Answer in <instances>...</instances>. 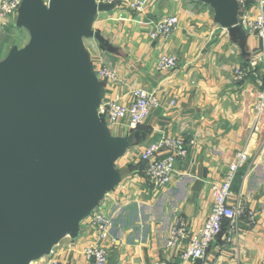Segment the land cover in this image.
Returning <instances> with one entry per match:
<instances>
[{
	"label": "crops",
	"instance_id": "crops-1",
	"mask_svg": "<svg viewBox=\"0 0 264 264\" xmlns=\"http://www.w3.org/2000/svg\"><path fill=\"white\" fill-rule=\"evenodd\" d=\"M138 1L140 13L107 7L104 0H86L80 7L79 67L90 102L129 106L137 89L159 99V106L135 130H130L127 117L113 126L101 119L105 129L99 151L104 162L98 192L105 193L96 208L113 218V242L101 244L107 247V264H201L183 263L178 249L166 248L167 232L177 215L185 220L188 232L203 226L213 204L211 183L221 182L241 151L249 160L238 170L231 191L243 197L254 222L238 220V231L232 234L224 221L206 260L264 264V111L257 118L252 109L259 89L255 77L238 83L233 76L259 47L255 36L244 35L234 23L246 14L254 18L257 11L239 0ZM175 14L172 36L150 39L155 22ZM24 25V12L7 21L0 17V65L24 47L12 38L29 36ZM95 33L107 47L94 39ZM167 55L179 57L178 69L157 71V59ZM102 65L113 72L114 81L99 76ZM161 137H184L195 144L176 164L171 182L155 187L144 177L139 155ZM94 240L87 215L44 261L89 264L83 251Z\"/></svg>",
	"mask_w": 264,
	"mask_h": 264
},
{
	"label": "water",
	"instance_id": "water-1",
	"mask_svg": "<svg viewBox=\"0 0 264 264\" xmlns=\"http://www.w3.org/2000/svg\"><path fill=\"white\" fill-rule=\"evenodd\" d=\"M85 1L22 0L17 11L29 40L0 65V264L48 256L105 193V127L79 67ZM94 39L107 47L100 34Z\"/></svg>",
	"mask_w": 264,
	"mask_h": 264
},
{
	"label": "built area",
	"instance_id": "built-area-1",
	"mask_svg": "<svg viewBox=\"0 0 264 264\" xmlns=\"http://www.w3.org/2000/svg\"><path fill=\"white\" fill-rule=\"evenodd\" d=\"M104 2L133 13L142 11V2L138 0H104ZM239 2L251 3V8L257 11L254 18L247 14L243 15L238 25L246 35L255 36L259 40V47L244 66H238L234 70V79L237 82H243L253 76L257 80L259 89L256 94L254 112L258 118L264 111V0H239ZM21 3L22 0H0V17L7 21L10 16L17 13ZM176 26L177 18L174 15L164 16L153 26L149 34L150 39H168ZM179 65V57L171 55L160 56L155 67L157 71H175ZM99 76L108 81L115 80L113 72L106 65L101 66ZM158 106L159 99L155 93L137 89L131 94L129 106H122L116 102L101 104L97 108V115L109 126L116 125L121 119L127 117L130 130H135ZM194 144V140L181 137H161L148 144L139 155V160L144 163V177L155 187L167 186L171 182L176 164L187 156ZM247 162L248 158L244 151L236 153L221 182L211 183L213 204L207 220L199 230L188 232L186 222L180 215L173 218L167 232L165 247L178 249L181 262L199 261L201 264H211L206 260V252L220 234L224 221L230 225L232 234L238 231L236 225L238 220L243 219L246 224H253V212L248 209L243 197L234 195L231 191L238 170ZM89 219L95 240L84 249V258L89 264H107V247L101 244L107 241L113 242L110 239L113 218L96 208L89 215ZM183 241L186 242L181 248ZM47 264H58V261L50 258Z\"/></svg>",
	"mask_w": 264,
	"mask_h": 264
},
{
	"label": "rangeland",
	"instance_id": "rangeland-1",
	"mask_svg": "<svg viewBox=\"0 0 264 264\" xmlns=\"http://www.w3.org/2000/svg\"><path fill=\"white\" fill-rule=\"evenodd\" d=\"M48 1L49 0H42V4L45 6V7H47V5H48ZM176 18H177V16H176V14L174 15ZM162 18H160L158 21H160ZM157 21V22H158ZM157 22H155V24L157 23ZM154 24V25H155ZM153 25V26H154ZM172 36V35H171ZM12 38L17 42V40L19 41V46L20 47H23V46H25L26 45V43L28 42V40H29V37L28 36H19L18 34H17V36H12ZM167 56H171V55H167ZM238 67V66H237ZM236 69V68H235ZM234 69V70H235ZM233 76H234V71H233ZM238 83H241V82H238ZM253 110H254V106H253V108H252ZM255 113V112H254ZM184 138V137H183ZM184 139H187V138H184ZM245 152V154H246V156H247V158H248V160H249V157H248V153L246 152V151H244ZM238 153V152H237ZM236 156V153H235V155H234V157ZM46 259H47V256H43V257H41V258H39V259H37V260H35V261H33V262H31L30 264H37V263H41V264H47L45 261H46ZM45 260V261H44Z\"/></svg>",
	"mask_w": 264,
	"mask_h": 264
}]
</instances>
